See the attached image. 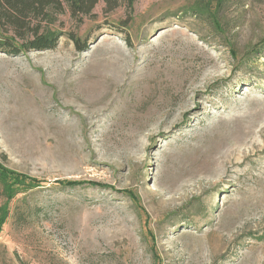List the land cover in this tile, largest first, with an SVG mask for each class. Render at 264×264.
Instances as JSON below:
<instances>
[{
	"label": "rangeland",
	"instance_id": "374dc122",
	"mask_svg": "<svg viewBox=\"0 0 264 264\" xmlns=\"http://www.w3.org/2000/svg\"><path fill=\"white\" fill-rule=\"evenodd\" d=\"M193 3H99L0 52V161L40 179L0 264H264V0Z\"/></svg>",
	"mask_w": 264,
	"mask_h": 264
},
{
	"label": "trees",
	"instance_id": "16d2710c",
	"mask_svg": "<svg viewBox=\"0 0 264 264\" xmlns=\"http://www.w3.org/2000/svg\"><path fill=\"white\" fill-rule=\"evenodd\" d=\"M135 0H0V52L9 55L25 54L56 47L65 32L56 26L59 16L67 14L76 24L93 16L95 7L102 3L105 12L120 6L131 10ZM192 16L208 13L201 0H194L190 7ZM60 26V25H59ZM67 37L78 51H85V42H80L73 33ZM40 179L7 167L0 161V231L9 214V203L27 188L38 186ZM66 184L79 181L68 180Z\"/></svg>",
	"mask_w": 264,
	"mask_h": 264
}]
</instances>
